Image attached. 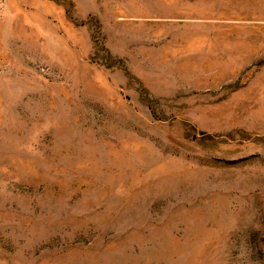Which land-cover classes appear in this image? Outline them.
<instances>
[{"label":"rangeland","instance_id":"1","mask_svg":"<svg viewBox=\"0 0 264 264\" xmlns=\"http://www.w3.org/2000/svg\"><path fill=\"white\" fill-rule=\"evenodd\" d=\"M0 264H264V0H0Z\"/></svg>","mask_w":264,"mask_h":264}]
</instances>
